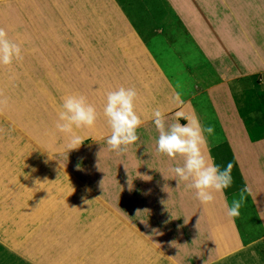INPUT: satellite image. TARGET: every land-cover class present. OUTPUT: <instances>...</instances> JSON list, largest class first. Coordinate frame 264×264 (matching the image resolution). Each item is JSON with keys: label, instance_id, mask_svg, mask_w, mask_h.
Segmentation results:
<instances>
[{"label": "rangeland", "instance_id": "374dc122", "mask_svg": "<svg viewBox=\"0 0 264 264\" xmlns=\"http://www.w3.org/2000/svg\"><path fill=\"white\" fill-rule=\"evenodd\" d=\"M6 1L17 0H0V27L21 44L23 60L0 66V264H29L10 251L35 264H172L163 253L182 264H197L190 247L194 230L199 231L190 225L192 217L197 219L196 211L178 209L190 188L186 181L178 184L173 178L158 177L171 164L167 155L157 152L155 123L146 125L148 130L137 131L140 139L121 153L107 144L111 130L95 138L82 135L83 129L76 130L86 139L69 150L67 136L55 128V122L63 97L84 95L88 87L82 84V51L65 41L59 43L63 47L59 50L30 49L32 44L55 42L31 33L30 14L20 13L18 6ZM189 1L193 10L204 13L205 3ZM226 1L230 2L229 12L223 0H214L215 10L229 14L226 28L236 42L244 3ZM255 1L264 6V0ZM234 44L226 50L233 75L229 77L231 101L241 122L254 129L253 122L260 123L255 132L261 133L264 67L239 72L244 65H238V45ZM178 49L179 58L173 61L188 69L183 76L189 71L196 78L198 73L214 72L209 83L222 82L213 63L204 61L192 42H181ZM93 105L98 117H104L102 99ZM246 111L251 114L245 115ZM216 122L214 116H204V126L215 129L209 136L212 141L221 138ZM165 123L166 128L171 125L168 120ZM236 170L234 165L233 184L225 189L230 206L241 191ZM206 208L213 223L223 219L211 206ZM240 212L234 219L248 241L259 235L260 228L246 193ZM250 250V258L241 264L258 260L264 253V241L252 243ZM198 254L204 250L194 252Z\"/></svg>", "mask_w": 264, "mask_h": 264}, {"label": "crops", "instance_id": "0c3cea01", "mask_svg": "<svg viewBox=\"0 0 264 264\" xmlns=\"http://www.w3.org/2000/svg\"><path fill=\"white\" fill-rule=\"evenodd\" d=\"M198 2L206 4L204 13L193 10L189 0H17L5 3L18 6L19 12L26 16L30 14L31 33L46 35L55 42L32 44L30 49L59 50L63 49L59 43L65 41L82 51V84L88 86L83 93L86 98L95 100L93 104L102 99L104 107L108 91L121 86L135 87L138 92L136 110L144 121L143 128L137 131L148 130L146 125L154 123L156 109L161 110L164 120L171 124L177 122L178 111L186 116L189 114L186 112L192 113L203 126L205 115L215 117L214 126L221 138L212 141L205 133L208 140L205 153L221 167L229 162L236 166L240 189H250L245 193L255 215L253 219L260 228L259 235L244 240L235 219L226 215L225 201L230 207L226 190L214 193V202L208 204L223 218L218 223H213L206 205L196 198L195 189L186 192V201L181 202L178 209L196 211L197 219L192 217L190 225L199 231L194 230L190 247L192 252L204 250V254H191L197 264H225L232 259L241 264L250 258L251 244L264 241V130L257 133L260 123L253 122L254 129L238 117L231 101L229 77L233 75L226 50L231 44L238 45L235 50L238 65H244L239 72L245 74L252 66L264 67V6L255 0H241L244 5L239 15V37L232 42L226 28L229 14L223 9L222 14L216 13L214 0ZM224 2L228 3V9L230 2ZM184 41L192 42L194 48L201 51L203 60L213 63L221 83H209L214 72L198 73L197 78L190 71L182 75L188 69L178 66L173 59L179 58L178 45ZM176 94L182 103L174 100ZM249 114L251 112H245ZM179 122L183 124L186 120ZM108 130L111 129L106 117H98L95 126L84 128L82 135L95 138ZM169 162V171H159V178L175 179L171 169L182 166L184 160L177 156L169 158ZM223 227L232 229L233 240L225 234H217ZM159 251L163 253L160 248ZM10 253L35 264L14 251ZM162 255L172 264H182ZM253 264H264V253L261 252Z\"/></svg>", "mask_w": 264, "mask_h": 264}, {"label": "clouds", "instance_id": "9594fccd", "mask_svg": "<svg viewBox=\"0 0 264 264\" xmlns=\"http://www.w3.org/2000/svg\"><path fill=\"white\" fill-rule=\"evenodd\" d=\"M22 60L21 44L10 39L7 31L0 27V66H8ZM137 98L138 92L135 87L121 86L106 93L103 115L111 129V134L107 138L110 150L117 153L124 152L127 150V146L140 139L137 129L144 121L136 110ZM174 100L182 103L179 94L174 96ZM153 118L159 132L157 152L167 155L169 158L180 156L184 160L183 166L171 169L178 184L180 181L189 182L187 187L196 190V198L204 205L214 202V193H223L225 189L232 186L233 164L229 162L222 169L211 159L209 154L205 153L208 143L205 133L208 136L213 135L215 131L213 126L205 127L200 123L198 117L186 116L183 111L176 112L177 122L167 128L161 110H154ZM97 119L96 107L84 95H66L57 110L55 128L67 136L69 150L76 149L86 139L76 130L93 128ZM180 119H185L187 122L181 124ZM245 192H250V189H242L239 198H234L230 207L225 201L228 217L240 216V209L245 202ZM187 222L185 221V223ZM254 243H259V241Z\"/></svg>", "mask_w": 264, "mask_h": 264}, {"label": "trees", "instance_id": "16d2710c", "mask_svg": "<svg viewBox=\"0 0 264 264\" xmlns=\"http://www.w3.org/2000/svg\"><path fill=\"white\" fill-rule=\"evenodd\" d=\"M221 230L220 231H217V234L219 236L225 234L231 240H233V238L235 237V233L232 231L231 228H229V227H223V229H221Z\"/></svg>", "mask_w": 264, "mask_h": 264}]
</instances>
